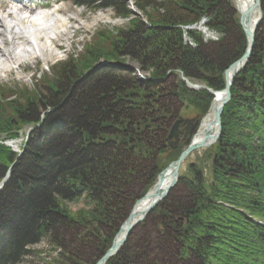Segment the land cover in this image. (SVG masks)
Instances as JSON below:
<instances>
[{
  "label": "trees",
  "instance_id": "trees-1",
  "mask_svg": "<svg viewBox=\"0 0 264 264\" xmlns=\"http://www.w3.org/2000/svg\"><path fill=\"white\" fill-rule=\"evenodd\" d=\"M68 1L132 15L128 0ZM133 4L146 22L135 16L115 34L97 30L82 60L58 64L49 91L27 96L19 86L9 94L0 89V136L18 138L24 124L33 128L21 152L0 140V182L11 170L0 191V264H22L30 246L44 238L59 251L44 264H80L81 255L63 243L61 228L76 229L80 239L96 245L90 263L96 264L134 203L190 142L185 132L167 139L179 106L196 110V127L211 105L214 95L190 90L181 76L223 90L225 70L246 50L231 0ZM261 10L253 52L235 77L220 138L209 149L212 179L191 165L193 175L179 179L187 186L184 197L168 208L163 201L150 213L164 249L149 251V238L135 247L127 241L106 264H264V0ZM203 17L222 38L206 43L200 32L188 30L193 47L183 27ZM126 59L149 75L142 80ZM13 122L20 128L12 129ZM143 177V192L132 198ZM82 201L86 208L70 211L71 202Z\"/></svg>",
  "mask_w": 264,
  "mask_h": 264
},
{
  "label": "rangeland",
  "instance_id": "rangeland-1",
  "mask_svg": "<svg viewBox=\"0 0 264 264\" xmlns=\"http://www.w3.org/2000/svg\"><path fill=\"white\" fill-rule=\"evenodd\" d=\"M47 1H49L50 3L57 2L56 8L64 9L66 12V16H72V17L75 16L76 22L74 24H71L68 23L67 21L66 25L63 28H60L57 25L60 28V32L61 30L67 31V39H64L63 41L65 42L64 50L62 51V50L54 49L53 47L52 51L57 54V58L53 57L45 60V58H43L42 56L43 54L39 55V53L37 54L33 53L34 55L31 58L24 57L20 60L19 63L10 64L11 66L10 65L9 66L11 68L9 70L0 68V89L4 90L8 94L10 93V91L12 92L16 91L17 86H19L23 91H26L27 96L34 94L35 90H38L39 88L42 90L47 89V91H49L50 87L53 86L55 87V83H54L56 81L55 73L56 74L59 73L58 64L60 63L64 64L66 62H70L69 60L71 58L73 59L77 58L78 60H82L84 58L85 48L87 45H91L93 43L94 34L97 32V30H101V29L103 31L108 30L107 32L110 31L113 34H115L120 28H126L129 22L133 18H135V16H139L141 19H143L146 22L145 16H142L140 12H138V9L133 4V0H128V5L132 9V15L129 18H123L121 16H118L115 10L112 8L100 9L97 10V12H95L86 7L83 8L73 5L70 1H65V2L64 1L60 2L59 0H47ZM56 8L55 10H57ZM8 10L15 12V16L17 18L22 17L21 12H19L18 10L14 11L16 10V8L15 9L8 8ZM54 11H51L53 17L51 19L52 20L51 24H49L51 25L49 26V28H51L49 32V36L51 37L52 40L56 38L57 34L58 35L60 34L54 29V25L56 24V20H57L56 17L59 18L60 20L63 19L65 20V14L62 16L61 14H55ZM0 14L2 16V13ZM3 18L4 21L11 22L10 17L3 16ZM20 29L23 28L20 27ZM8 37L10 36L8 35ZM28 39L29 41L31 40V43H34L33 46L38 52V47H37L38 44L35 43V41H33L31 37H28ZM20 42H21L20 39L19 41L16 42L17 44H20L19 45L20 47L15 50L17 55L22 51V49L29 48ZM51 44H52L51 42L46 41L47 51L51 50L52 48ZM4 49L8 50V48H4ZM4 59L5 57L0 56V64L3 62ZM37 59H39V61ZM37 62H39V64H37ZM124 62L127 68L131 69L132 71H135V73L138 74L139 76L142 75L145 78V75H149L148 72H142L139 69L137 62L134 61L131 62L128 59H126ZM66 82L67 79L65 76L64 80H60L59 87L61 89H64L63 87H65ZM198 83L200 84V82ZM43 96H45V94ZM26 99L27 98L25 97L24 99L21 100L17 99V100H20V102L21 101L25 102ZM182 105L179 106L177 112H179V117L181 115L185 119V123L183 122L181 128L187 129L186 127L189 124L192 125L193 124L192 120L197 119L198 116L196 110L192 106L187 107L186 104L185 105L182 104ZM0 120H2L1 117ZM13 123L14 124L12 126V129H16V127L20 128V123L18 122H13ZM198 125L196 126L197 128H199ZM196 127H193L194 132L197 131ZM30 128L31 126L24 124L22 126V129L18 133L19 134L18 138H8L6 135L3 134L0 136V140L12 141L10 142V144L14 146L13 148L15 150L16 149L22 150L23 142L28 137V132ZM181 137L182 135L179 136V138ZM210 148L196 150L193 152L192 155H190L188 158H186L183 161V164L179 170L181 179L182 177H188L193 175L192 170H190V168L191 165L194 164L201 167L200 170L204 172L207 180L212 179L211 171H212L213 160L210 154L211 151H209ZM168 158L169 156L164 158L163 163H165ZM157 180L158 178L156 179V181ZM145 181H146L145 177H143L141 180L139 179V181L135 185V188L133 189L132 198L136 199L143 192L145 188L144 186ZM186 191H187L186 184L184 183L182 184L181 182H178L176 184V187L172 189V191L170 192V195L167 198V200L164 201L165 203L162 206V208L165 207L168 208L171 206L170 203L177 201L179 198H183L184 193H186ZM68 207L72 212L86 208L84 207L83 201L76 203L71 202V204H69ZM150 220L151 221L146 224V222L148 221V218H146L145 221H143V223H140V225H138L135 229H133L127 241H129L130 245L132 244L135 247L137 245H143L144 244L143 242L148 240V238L149 240L153 239L152 241L149 242L148 246L147 245L146 246L148 247L149 251H151L152 248H154L155 251L158 252L160 251V249H164V247L162 248L159 247V244L156 242V231L152 229V227L155 226L154 222H156V219L152 218L151 216ZM76 231H77L76 229L71 230L69 228H61L59 230V234L63 235L64 237L63 243L67 246V248L81 255L83 261L80 262V264H90L93 260L97 258L98 255L97 247L92 242H88L85 240L83 241L82 239H80L76 234ZM30 249H31V253H29L27 256L23 258L24 260L22 264H44L45 261L50 262L52 257L58 255L59 253V251L54 249V246L49 238L42 239L39 242V244L30 246Z\"/></svg>",
  "mask_w": 264,
  "mask_h": 264
},
{
  "label": "bare ground",
  "instance_id": "bare-ground-1",
  "mask_svg": "<svg viewBox=\"0 0 264 264\" xmlns=\"http://www.w3.org/2000/svg\"><path fill=\"white\" fill-rule=\"evenodd\" d=\"M17 1L0 0V13H2V16L0 14V56L5 57L3 62L0 64L1 69L9 70L11 68L10 64L19 63L22 58L24 57L31 58L34 54L37 53H39L40 55L43 54L42 56L43 58H45V60L53 57L57 58V54L52 51L53 47L54 49L63 51L65 48V42L63 41L64 39H67V31L61 30L60 32V28H63L66 25L67 21L68 23L71 24H74L76 22L75 16L74 17L66 16V12L64 9L56 8L57 10L54 11L55 14H61L62 16L65 14V20L64 19L60 20L59 18L56 17L57 20H56V24L54 25V29L60 34L59 35L57 34L58 36L56 35V38L52 40L51 37L49 36V32L51 29L49 28V26H51L49 24H51L52 21L51 20L53 17L52 14L50 15L47 12L46 13L42 12V14L39 17H35V18H27V17L17 18L15 16V12L8 10V8L15 7L16 10H18L19 12L35 13L37 10L36 8L39 7L37 6L36 8H33L30 6L31 5L30 3L27 4L21 1H18L21 3L19 5L17 4ZM233 1L236 5L237 10L241 14H244V12L248 10V7L255 2L254 0H233ZM258 15H259V11L257 8H255L253 13H251V22H253L258 17ZM3 16L10 17L11 22L4 21ZM20 27H22L23 29H20ZM189 30H193V29H189ZM8 35L10 37H8ZM28 37H31L32 40L38 44L37 45L38 52L33 46L34 43H31V40L29 41L30 38L28 39ZM19 39L21 40L20 43H23L25 46L29 48L22 49V51L17 55L15 50L20 47L19 46L20 44L16 43L17 41H19ZM46 41L52 43L51 44L52 48L49 51H47ZM4 48H8V50H5ZM37 60L39 61V59ZM37 64H39V62H37ZM218 94L221 93L218 92ZM213 117L214 115L212 111L203 118V121L201 122L198 131L194 135L196 142H202L207 135H209L210 138L215 136L218 130V126L216 123H212V121H214ZM161 174H162L161 179L159 180V182L156 181L154 187L150 189L149 192L150 194L147 196H143L139 200V202L135 205L134 209L136 210L137 214H141L145 210H147L152 200L151 194H153V191L157 187H161V186L166 187L172 181V177H173L172 168L168 167Z\"/></svg>",
  "mask_w": 264,
  "mask_h": 264
},
{
  "label": "water",
  "instance_id": "water-1",
  "mask_svg": "<svg viewBox=\"0 0 264 264\" xmlns=\"http://www.w3.org/2000/svg\"><path fill=\"white\" fill-rule=\"evenodd\" d=\"M254 1L255 2L248 7V10L244 12V14H241L236 8L237 12H239V23H241L243 32L247 36V49L245 50V53L243 54L242 58L235 61V63L229 66L228 69L225 71L224 77L226 80V87L224 88L223 91L220 92L221 94H218V92L214 90L212 91L203 84L202 85L194 84L193 82H189L187 78L182 77V80L186 82V84L190 89L191 88L195 90L207 89L209 93L215 95V98L211 102V106L207 112L208 114L213 111L214 121H212V123H216L218 126V130L215 136L210 138L209 135H207L202 142H196L195 138L194 137L192 138L191 142L186 146L185 149H183L180 156L176 160L172 161L171 164L168 166L169 168H172V173H173L172 181L168 184V186L157 187L153 191V194H151L152 197L151 203L147 208V210H145L143 213L137 214L136 210L134 209L135 205L139 202L140 199L135 202V204L131 207L128 216L124 220V223L120 226L118 230V234L114 238L111 247L107 249V251L96 262V264H106L112 257L116 256L118 252L121 251V249L125 246V243L129 239V236L132 233L133 229H135L138 225H140V223L144 221V219H146V217L151 213V211L155 209V207H157L162 201L167 199L168 195L170 194L172 189L176 187V184L179 181V177H180L179 170L183 164V161L186 158H188L190 155H192L194 151L211 147L220 138L219 136L223 128L222 113L224 111L225 105L231 99V95H232L230 92V88L235 82L234 80L235 77L241 72V70L243 69V67L245 66L246 62L248 61V59L252 54V51L254 49V42L256 40V32L262 19L263 12L261 11V0H254ZM255 8L258 9L259 15L253 22H251V13H253ZM140 77L142 80L145 79L142 75H140ZM182 122H185V119L184 117L180 116L171 126L167 138L168 140H173L178 138L180 133L179 127ZM186 128L189 133H192L194 129L191 124H189ZM162 172H160V175L157 180L158 182L161 179ZM9 177H10V172H8L2 178V182L0 183V190L8 181ZM149 192L144 196L149 195L150 194Z\"/></svg>",
  "mask_w": 264,
  "mask_h": 264
},
{
  "label": "flooded vegetation",
  "instance_id": "flooded-vegetation-1",
  "mask_svg": "<svg viewBox=\"0 0 264 264\" xmlns=\"http://www.w3.org/2000/svg\"><path fill=\"white\" fill-rule=\"evenodd\" d=\"M182 124H183V123H182ZM182 124H181V125H182ZM180 128H181V126H180ZM182 133H184V129H183V128H181L180 136H181Z\"/></svg>",
  "mask_w": 264,
  "mask_h": 264
}]
</instances>
